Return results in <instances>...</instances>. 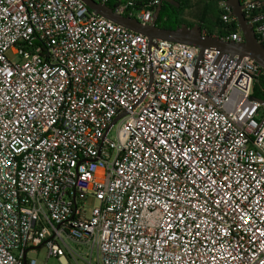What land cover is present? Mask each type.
<instances>
[{
	"label": "built area",
	"instance_id": "1",
	"mask_svg": "<svg viewBox=\"0 0 264 264\" xmlns=\"http://www.w3.org/2000/svg\"><path fill=\"white\" fill-rule=\"evenodd\" d=\"M139 1L114 10L152 24L162 0ZM199 54L82 0H0V264L42 247L94 264L69 240L97 264H264L263 70Z\"/></svg>",
	"mask_w": 264,
	"mask_h": 264
},
{
	"label": "water",
	"instance_id": "2",
	"mask_svg": "<svg viewBox=\"0 0 264 264\" xmlns=\"http://www.w3.org/2000/svg\"><path fill=\"white\" fill-rule=\"evenodd\" d=\"M88 8L97 15L121 25L129 30L135 31L146 36L149 41L152 39H163L175 43H182L200 49L198 62L201 61L203 52L206 49L217 50L221 54H228L231 57L239 58L249 57L258 64L264 73V44H262L255 33L252 24L246 19L243 13V4L241 0H227V5L231 8V15L236 19L238 28L243 35V41L240 43L225 41L221 37H216L204 33L201 26L182 25L176 29H167L160 27L157 22L161 14L162 5L160 4L154 16V22L150 25H143L139 21L118 14L113 8L96 2L95 0H82ZM178 6L173 0H162ZM253 99L264 102L253 97ZM122 116L116 118L112 125L116 124Z\"/></svg>",
	"mask_w": 264,
	"mask_h": 264
},
{
	"label": "trees",
	"instance_id": "3",
	"mask_svg": "<svg viewBox=\"0 0 264 264\" xmlns=\"http://www.w3.org/2000/svg\"><path fill=\"white\" fill-rule=\"evenodd\" d=\"M128 0H108L107 5L115 9L120 3L126 2ZM141 4L139 0H132ZM215 7L211 12L208 11V5L204 7H199V10L195 12V20L190 22L186 19H178L175 23L165 26L163 28L167 29H176L182 25H188L192 27L194 25L201 26L204 33H207L212 36L226 38L227 35L238 30L237 22L225 23L223 21V11L220 8L222 0H214ZM261 4V7L255 11V16L260 17L264 16V0H255ZM166 13L161 11L159 21H162V18L166 17ZM264 23V19L261 21ZM254 97H257L264 101V73L256 80L253 87Z\"/></svg>",
	"mask_w": 264,
	"mask_h": 264
},
{
	"label": "rangeland",
	"instance_id": "4",
	"mask_svg": "<svg viewBox=\"0 0 264 264\" xmlns=\"http://www.w3.org/2000/svg\"><path fill=\"white\" fill-rule=\"evenodd\" d=\"M207 1H208L207 9L209 12H211L212 9H214L213 6L215 7L214 5L215 1L214 0H207ZM9 57L13 58L11 54H9ZM115 131H116V127H114L112 130L113 137L115 135ZM93 203H94V198L89 197L87 199V204H88L89 209H91V207L93 206ZM68 244L78 254L83 256L87 261H90V258H91L93 263L97 264V255L95 253L91 256V253L86 249V247L80 246V245L78 246L76 245L74 241L69 240ZM65 258H66L67 264H87L84 260L80 259L79 257L72 258L67 255ZM27 259L30 261L36 260L37 264H63L59 259L55 257L48 258V250L46 247H42L40 249H31L28 252Z\"/></svg>",
	"mask_w": 264,
	"mask_h": 264
},
{
	"label": "flooded vegetation",
	"instance_id": "5",
	"mask_svg": "<svg viewBox=\"0 0 264 264\" xmlns=\"http://www.w3.org/2000/svg\"><path fill=\"white\" fill-rule=\"evenodd\" d=\"M178 6L171 4L170 2L162 1V9L166 13V21L161 23L160 27H165L175 23L178 19H186L195 15V12L199 10V7L207 6V0H173Z\"/></svg>",
	"mask_w": 264,
	"mask_h": 264
},
{
	"label": "crops",
	"instance_id": "6",
	"mask_svg": "<svg viewBox=\"0 0 264 264\" xmlns=\"http://www.w3.org/2000/svg\"><path fill=\"white\" fill-rule=\"evenodd\" d=\"M194 20H195V15L190 16L189 18H187V21H190V22H192V21H194Z\"/></svg>",
	"mask_w": 264,
	"mask_h": 264
}]
</instances>
